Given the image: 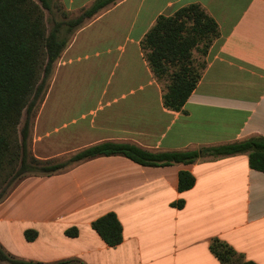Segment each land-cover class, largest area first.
Here are the masks:
<instances>
[{"label":"crops","instance_id":"obj_1","mask_svg":"<svg viewBox=\"0 0 264 264\" xmlns=\"http://www.w3.org/2000/svg\"><path fill=\"white\" fill-rule=\"evenodd\" d=\"M57 1L77 16L95 0ZM191 4L215 20L219 37L186 103L171 111L140 43L158 16ZM82 61L93 65L83 68L82 79L91 68L104 76L111 64L120 72L89 93L92 100L98 96L97 108L71 120L75 144L64 155L107 141L170 152L264 137V0H118L77 30L55 65L54 92L61 68ZM64 76L72 79L71 72ZM46 95L31 142L41 160L56 158L41 145L47 134L39 135ZM79 96L70 95V104ZM180 171L194 177L190 190L178 191ZM179 200L182 208L174 206ZM108 213L122 227V242L114 247L92 229ZM70 229L76 237L66 235ZM29 230L37 235L31 242L24 236ZM213 240L245 261L264 264V172L249 167L247 154L162 167L98 157L52 176L28 177L0 203V245L28 262L220 264L210 251Z\"/></svg>","mask_w":264,"mask_h":264},{"label":"trees","instance_id":"obj_2","mask_svg":"<svg viewBox=\"0 0 264 264\" xmlns=\"http://www.w3.org/2000/svg\"><path fill=\"white\" fill-rule=\"evenodd\" d=\"M117 1L95 0L88 9L70 18L57 0H0V188L12 183L15 188L28 177L52 176L80 162L109 156H123L141 166L162 167L189 165L200 158L247 154L249 167L264 172V137L199 150L170 152H152L128 142L107 141L65 157L63 162H57L56 158L41 160L33 155L31 120L40 109L47 83L68 45L67 35L85 19L89 20ZM58 13L61 15L59 20L56 19ZM218 37L215 20L197 4L182 7L171 16L156 18L140 47L152 76L163 84L164 108L171 111L182 109L201 78L207 53ZM23 116L24 121L19 127ZM194 183L189 172H179V192L190 190ZM12 189H1L0 203ZM174 206L182 208L183 201L179 200ZM92 229L108 247L122 242V227L114 213L96 219ZM66 235L76 237L77 231L67 230ZM24 236L31 242L37 235L29 230ZM210 251L220 264H255L245 261L218 240L212 241ZM0 263L42 264L17 259L1 245Z\"/></svg>","mask_w":264,"mask_h":264},{"label":"rangeland","instance_id":"obj_3","mask_svg":"<svg viewBox=\"0 0 264 264\" xmlns=\"http://www.w3.org/2000/svg\"><path fill=\"white\" fill-rule=\"evenodd\" d=\"M61 11V10H58ZM47 16V14H46ZM76 16H70V18H74ZM57 20L61 19V15L57 14ZM88 20H84L83 24L72 29L70 33L67 35V42L68 44L74 37L77 30L84 26ZM50 27V25L48 26ZM85 66H93L89 62L82 61L81 63H74L71 65H67L66 67L61 68L60 73L58 75V80L55 88V92L53 90V74L50 77L47 83V92L48 100L43 108L40 120H39V135L46 136L43 137V142L41 145H44L50 154L56 156L57 162L65 161V157L70 156L71 154H62L61 152L68 151L72 146L75 144V140L69 137L71 131L74 130L75 127L71 126V120L74 118H78L81 114H87L89 110H94L97 108V101L98 96L95 97L93 100L89 97V93L95 90L99 84V81L106 82L109 77L118 74L120 68L117 69L118 65H109V68L105 71L104 76H101L100 73L97 71L96 74H93L95 71L94 69H89L85 78L82 79ZM71 72L72 79L65 78V74ZM88 90V94L85 96L83 90ZM81 90L82 92H78ZM75 91V92H74ZM49 92V93H48ZM73 96H78L72 100V104H70V99ZM47 96V95H46ZM86 98V100H85ZM56 100V101H55ZM71 105V106H70ZM41 107V105H40ZM130 116L125 119L126 124H131L136 117V112L134 113H127ZM100 115V113H98ZM37 116V115H36ZM35 116V118H36ZM35 118L31 120V142L33 136L38 135V129L35 131ZM90 120V118H89ZM97 120V119H96ZM24 121V116L21 119L20 126ZM80 123V121L78 122ZM58 154H62L58 155ZM60 158V159H58ZM14 187L12 184H3L0 188L3 190L6 188V191L11 190ZM6 264V263H0Z\"/></svg>","mask_w":264,"mask_h":264}]
</instances>
